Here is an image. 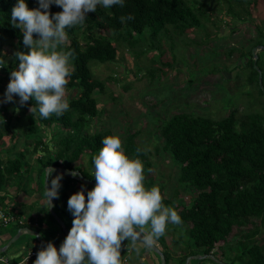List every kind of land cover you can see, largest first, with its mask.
I'll list each match as a JSON object with an SVG mask.
<instances>
[{
  "label": "trees",
  "instance_id": "16d2710c",
  "mask_svg": "<svg viewBox=\"0 0 264 264\" xmlns=\"http://www.w3.org/2000/svg\"><path fill=\"white\" fill-rule=\"evenodd\" d=\"M188 1L125 0L123 7L115 5L105 9L98 6L96 12L86 14L82 24L66 29L67 39L63 46L66 51L71 50L73 56L70 58L72 74L66 85L69 109L63 115L57 117L53 114L48 119H42L37 114L34 119L29 108L32 104L35 105V101L30 99L21 106L18 96L12 101V110L9 109L10 104L0 103V123L2 120L9 123L16 118L17 115L14 114L17 109V118L28 120L23 134L25 137L33 135V152L40 148L39 155L35 157V164L42 174L47 166L55 165L70 172H79L95 181L92 177L94 153H98L102 147V139L113 133L111 130L87 129L88 121L99 112L94 91L96 89L102 93L105 90L104 81L93 74L90 63L113 62L117 46L125 43L134 47L133 34L148 30L149 32L144 33L153 37L165 25H172L181 35L187 29L199 26L205 16L202 5H193ZM234 1L239 6L243 0ZM14 4L15 0H0V57L4 56L2 50L5 42H10L8 44L15 48L10 54V59L2 67L6 75H10L11 70L18 64L14 53L26 52L20 29L13 27L10 22ZM27 4L30 9L38 7L37 0H27ZM228 9L236 16V10H233L229 3ZM49 11L54 14L62 9L52 5ZM129 15L134 18L125 19L122 23L121 17L126 18ZM236 17L240 19L241 14L238 13ZM243 19L242 16L241 20ZM259 34L263 36L260 30ZM120 41L123 43L119 44ZM258 43L264 45V40H256L252 47ZM252 47L248 51L246 65L250 70L246 74V80L257 92L256 98L260 102L258 110L249 107L238 113L232 109L216 119L178 111L172 113L159 127L161 149L172 156L179 166L177 182L187 185L193 192L189 203L180 207L163 197V204L177 211L181 223L189 224L185 229L188 241L177 256L164 247L163 235L159 238L161 242L158 243L163 244L161 251L165 264L173 258H176L177 264H184L186 257L194 254H211L221 260L215 256V250L223 249L235 232L238 234L235 254L224 262L264 264V239L259 243L255 240L257 233L264 228V73L263 67L258 65L259 55L256 52L255 63L261 72L259 83V72L253 66ZM252 92L253 89L247 91L248 94ZM3 96L1 91L0 101ZM53 134L57 135L56 146L55 151L50 153ZM138 134V131H128L122 147L129 157H139L143 164L144 178H150L153 163L149 152L136 143ZM41 135L48 136L49 140L43 141ZM15 137L14 134L8 136L7 139L11 141L10 151L1 156L6 141L0 129V191L8 184H19L27 169L23 170V166H28L27 162L23 161L27 150L15 151L16 143L11 140ZM4 152L6 153V150ZM83 154L88 155L87 167L78 163ZM159 189L161 191L162 187ZM176 196L175 190L174 198ZM69 198V195L62 193V204L66 209ZM2 199L3 195L0 196V204H3ZM49 217L52 218L51 214ZM171 240L173 244L179 242V239ZM3 253L4 251L0 252V256ZM122 260L121 256V262ZM204 260L218 264L207 256L196 259L193 264H200Z\"/></svg>",
  "mask_w": 264,
  "mask_h": 264
},
{
  "label": "rangeland",
  "instance_id": "374dc122",
  "mask_svg": "<svg viewBox=\"0 0 264 264\" xmlns=\"http://www.w3.org/2000/svg\"><path fill=\"white\" fill-rule=\"evenodd\" d=\"M189 1L193 5H202L205 16L199 26L187 29L181 35L172 25H165L153 37L148 36L149 33L145 34L149 32L148 30H145V33L133 34L134 47L120 41L119 44H123L117 46L113 62L90 63L93 74L104 81L105 90L101 93L95 89L94 95L99 112L87 123L89 131L111 130L113 135L120 137L121 142L128 131H138L135 141L149 152V158L153 163L150 178L149 176L144 178L145 187H162L160 191L162 197L171 200L175 205L178 204L179 207L189 203L193 192L187 185H180L177 182L179 166L172 156L161 149L159 127L172 113L178 111L216 119L232 109L238 113L249 107L258 110L260 102L256 98L257 92L246 80V74L250 70L246 63L249 48L256 40H264L263 0H243L239 6L234 0ZM228 3L236 10V16L238 13L241 14L240 19L229 12ZM259 30L263 36H260ZM81 32L82 29L79 30V33ZM8 43H4L2 50L5 61L10 59V54L15 49ZM62 49L66 51L64 46ZM256 52L259 55L258 65L263 67L264 73V49H258ZM240 64L242 65L239 66ZM9 79L10 75H6L5 70L0 68L2 95ZM252 89V94H248L247 91ZM7 103L12 110L13 103ZM17 113L18 110L14 115L18 116ZM17 116L9 123L3 120L0 123V129L5 135L4 146H8V142L11 143L7 138L14 134L16 137L11 140L16 143L15 151L26 149L23 161L35 165L38 153L32 151L33 135L25 137L23 134L28 120L23 121ZM56 136L53 134L50 153L55 151ZM41 137L43 141L49 140L48 136ZM7 149L8 147L4 148L6 154L9 152ZM87 160L88 155L83 154L78 163L87 166ZM26 184L31 186L32 183L25 178L23 185ZM86 187L92 189L94 186L86 184ZM175 190L177 196L174 198ZM53 209L57 212L56 207ZM45 222L48 224L47 229L37 228L42 236L50 234V239L56 237L54 231L57 226L53 225V217H49ZM188 225L168 224L162 236L163 241L169 244L168 249L175 256L182 252L184 244L188 241L185 233ZM10 229L13 228L5 227V230ZM61 231L63 232L62 228ZM4 236L9 237L7 233H4ZM32 238L31 235L23 233L3 255H8L21 244L28 247ZM171 238L179 239L178 244H173ZM237 239L238 234L235 232L226 244L227 247L218 248L215 255H219L222 261L233 257ZM263 239L264 228H261L255 240L259 243ZM157 241L161 242L159 239ZM126 250L129 248L121 247V256ZM195 260L191 258L188 264H193ZM207 261L204 260L200 264H209ZM168 264H177L176 258L171 259Z\"/></svg>",
  "mask_w": 264,
  "mask_h": 264
},
{
  "label": "clouds",
  "instance_id": "9594fccd",
  "mask_svg": "<svg viewBox=\"0 0 264 264\" xmlns=\"http://www.w3.org/2000/svg\"><path fill=\"white\" fill-rule=\"evenodd\" d=\"M37 3L38 7L33 9L28 7L27 0H15L13 5L10 22L20 29L28 51L14 53L18 64L10 72L0 103L12 102L18 96L23 106L31 99L35 105H31L29 112L34 119L37 114L48 119L69 109L66 85L72 74L73 53L62 49L66 29L82 24L86 14L96 12L98 6L123 7L125 0H37ZM52 5L62 11L50 13ZM133 18L121 17V22ZM5 64L3 56L0 57V68ZM101 144L92 160L95 186L86 194L82 186L68 199L72 226L59 250L49 241L41 246L33 264H122L123 242L130 241L134 247L138 246L137 250L150 248L164 235L168 224L182 222L173 207L163 204L157 186L145 187L142 161L138 156L126 154L118 135L104 137ZM54 171L46 173V180ZM70 174L75 177L77 172ZM62 178L63 174L56 175L45 187L48 209L52 200L59 197Z\"/></svg>",
  "mask_w": 264,
  "mask_h": 264
},
{
  "label": "crops",
  "instance_id": "0c3cea01",
  "mask_svg": "<svg viewBox=\"0 0 264 264\" xmlns=\"http://www.w3.org/2000/svg\"><path fill=\"white\" fill-rule=\"evenodd\" d=\"M8 143H9V145L6 147H8L7 150L10 151L11 143L10 142H8ZM6 147L3 146V152L1 153V156L6 155V153L4 152V148L6 149ZM50 147H51V145H50ZM22 150H24V149H21V151ZM38 150L36 151V153H38V155H39ZM81 166L87 167L88 164H87V166H84L81 164ZM23 170H25V171L23 173V176H22L19 184H13V183L8 184L5 187V189L0 191V196L3 195V199H2L3 204H0V206H3V207H10L11 206V208L13 207V208L17 209L18 213H20L21 215L28 218V220L32 221V224L29 227L31 229L37 230L39 232V237L42 239L43 242L52 241V242H55L58 245H60L63 242V240L65 239L66 235L62 231L60 232L61 227L56 223L55 220H54L53 225H54V227L57 226L56 230L54 231V233L56 234V237H53L52 239H50L49 238L50 234H48V235L45 234L46 236L45 235L42 236L40 230L37 229V228L47 229L48 224L45 221H47L49 219V215H50L49 214L50 212L48 209V204L46 201V197L44 195L45 190L43 187L45 171L42 174L39 171V167L36 164L35 165L34 164L29 165L28 164V166H26V167L23 166ZM56 175H58V173L52 172V176L48 177V184L49 185H50L51 179L54 178ZM25 178L30 180V182L32 183L31 186H28L27 184L23 185V181ZM60 183H61V188L59 189V197L54 199V207L53 208L56 207L57 215L59 216L60 219L63 220V222L65 223L66 229L69 232V230L72 226L73 216L68 209L63 207L61 195H62V193H66L67 195L71 196L72 194L79 191L82 186H84L85 192H87V190H90V189H88L86 187V184L82 183L81 181H79L75 177L64 175V174H63V178L60 181ZM41 186L43 189L41 188ZM11 231H14V232L11 233ZM16 232H17V229H14V228L10 229V230H5V228L1 229L0 230V246L4 245L8 241V239L12 235H14ZM4 233H7V235H9V237H7V236L5 237ZM23 233L29 234L33 237L30 241L29 246L27 247V246L21 244L19 247H15L14 249H12L8 253V255H2V256H6V257L10 258L11 263H13V264H16V262L20 259L21 255L24 252H26L29 249L36 248V246L39 244V240H37L35 235L23 231L20 234V236ZM158 242L159 241L156 240L155 244L159 248H161L163 244L161 245ZM9 246L7 247V249L9 248ZM122 246L129 248V250H126V252L122 254V257H123L122 264H157L159 261V255L157 253L153 252L152 250H150L149 248L140 247L139 250H137L138 246L134 247L130 241L123 242ZM168 246H169V244L167 242H165L164 247L168 248ZM214 254H216V253L214 252ZM215 256L218 257L219 259H221V257L219 255H215ZM34 261L35 260H32L29 264H33ZM207 262L209 264H213L212 261H207Z\"/></svg>",
  "mask_w": 264,
  "mask_h": 264
},
{
  "label": "water",
  "instance_id": "95a60500",
  "mask_svg": "<svg viewBox=\"0 0 264 264\" xmlns=\"http://www.w3.org/2000/svg\"><path fill=\"white\" fill-rule=\"evenodd\" d=\"M262 48H264V45H254V46L252 47V49H251V53H252V56H253V65H254L255 68H257V67H256V63H255V60H256V57H257V53H256V51H257L258 49H262ZM257 70H258V68H257ZM258 72H259V70H258ZM258 77H259V83H260V81H261V78H260V77H261L260 72H259V74H258ZM263 126H264V123H263ZM53 169L55 170L54 172H56V173H58V174H64V175L72 176V175L70 174V172L67 171L66 168L58 167V166H55V165H49V166H47V167L45 168V176H44V182H43L44 190H45V187L49 186V184H48V177H47V180H46V173H47L49 170H53ZM75 178L78 179L79 181L85 183V184H89V185H91V186H95V181H94V180L89 179V178H87V177L81 175L79 172H77V175L75 176ZM45 182H46V184H45ZM53 206H54V199L52 200V206H51V208L49 209V212H50L51 216L54 218V220L56 221V223L62 228L63 233H64L65 235H67V234H68V230L66 229L63 220L60 219L59 216L57 215V213L54 211ZM23 231L35 235L36 238H37V240L43 242L42 239L39 237V232H38L37 230L31 229V228H29V227H23L22 229L17 230V232H16L14 235H12V236L8 239V241H7L3 246H0V252L5 251V250L7 249V247H8L12 242H14V241L20 236V234H21ZM48 242H49V241H45V242H43V243L46 245ZM51 242H52V241H51ZM53 243H54L55 246L57 247V250H59L60 245H58V244L55 243V242H53ZM149 249L152 250L153 252H155V253H157V254L159 255V264H165V259H164L163 253H162V251L157 247V245H156L155 243H154V245L151 246ZM205 256H207L208 258L213 259V260H214L215 262H217V263L227 264V263H225L224 261L218 260L217 258H215V257H214L213 255H211V254H207V255H200V254L189 255L188 257H186V260H185V263H184V264H188V262H189V260H190L191 258H193V259H199V258H203V257H205Z\"/></svg>",
  "mask_w": 264,
  "mask_h": 264
},
{
  "label": "built area",
  "instance_id": "2783aa9c",
  "mask_svg": "<svg viewBox=\"0 0 264 264\" xmlns=\"http://www.w3.org/2000/svg\"><path fill=\"white\" fill-rule=\"evenodd\" d=\"M32 221L28 220L25 216L18 213L17 209L10 207L0 206V230L7 226H11L14 229L20 230L23 227H29ZM30 228V227H29ZM45 245L39 241V244L34 249H29L24 252L16 264H29L32 260L36 259V254L40 250L41 246ZM0 261L4 264H13L6 257H0Z\"/></svg>",
  "mask_w": 264,
  "mask_h": 264
},
{
  "label": "bare ground",
  "instance_id": "6f19581e",
  "mask_svg": "<svg viewBox=\"0 0 264 264\" xmlns=\"http://www.w3.org/2000/svg\"><path fill=\"white\" fill-rule=\"evenodd\" d=\"M68 171V170H67ZM68 172H70V171H68ZM1 246H3V245H1ZM158 247V246H157ZM159 248V247H158ZM1 257V256H0ZM7 258V257H6ZM8 259V258H7ZM9 260V259H8ZM1 262V261H0ZM3 263V262H2Z\"/></svg>",
  "mask_w": 264,
  "mask_h": 264
}]
</instances>
